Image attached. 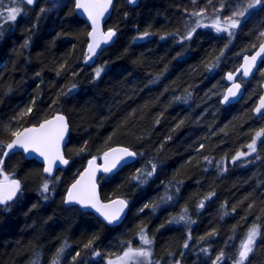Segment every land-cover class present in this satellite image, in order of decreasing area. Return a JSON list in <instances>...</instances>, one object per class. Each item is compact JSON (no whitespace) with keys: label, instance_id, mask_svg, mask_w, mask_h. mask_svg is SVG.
<instances>
[{"label":"trees","instance_id":"trees-1","mask_svg":"<svg viewBox=\"0 0 264 264\" xmlns=\"http://www.w3.org/2000/svg\"><path fill=\"white\" fill-rule=\"evenodd\" d=\"M181 5L116 0L106 24L116 40L91 68L84 64L88 27L73 2L47 13L23 6L14 22L0 25V148L12 132L56 114L69 127L63 150L69 165L54 179L21 153L4 159L3 171L20 181L22 193L0 206V264H132L136 257H118L140 245L142 230L162 262L237 264L251 226L259 233L244 264H264V116L252 114L264 61L237 104L219 102L225 73L259 43L249 21L228 35L196 29L194 17L186 38L175 19ZM257 15L264 28V5ZM114 146L136 156L98 183L103 201L128 203L118 226L63 206L86 161ZM46 180L55 183L43 193Z\"/></svg>","mask_w":264,"mask_h":264},{"label":"snow or ice","instance_id":"snow-or-ice-1","mask_svg":"<svg viewBox=\"0 0 264 264\" xmlns=\"http://www.w3.org/2000/svg\"><path fill=\"white\" fill-rule=\"evenodd\" d=\"M27 4L31 5L34 3V0H26ZM129 2H133V0H129ZM256 3H259L260 0H255ZM19 5H23L24 0H18ZM0 4H2V0H0ZM111 4V0H76V8L82 9L84 13L87 14L88 19L92 23V31L89 35L92 37V42L88 44V52L89 57L91 59L92 55L96 54L97 48L100 47L101 43L107 44L112 37L116 35V33L112 30H109L106 33L100 32V20L104 16L105 12L108 11V7ZM253 4H250L249 7H253ZM23 8L21 6H13L7 8V14L3 15L0 13V20L15 21L18 15L23 13ZM239 15H243V12L238 13ZM214 24V27H217ZM197 26H200L199 24ZM237 26L236 21H231L228 23V27L235 28ZM227 27L220 28L217 27V31H226ZM195 29H191L187 34L186 38H191L192 33ZM2 31H0V35H2ZM261 53H264V44L261 45L260 50L253 55L250 59L245 57V65L243 75L248 76L249 72L252 69V66L255 64L257 57L261 56ZM100 69H97L96 76L99 77ZM229 80H232L233 77L231 74L228 76ZM240 88L239 83H234L231 88L228 89V95L223 97L224 101H228L229 96H235L236 90ZM264 108V97L261 98L260 106L256 109L257 112ZM32 109H27V112H31ZM27 113H22L21 115H25ZM68 131V125L65 122L63 116H57L54 120H46L44 123L40 124L39 127L27 128L24 131H16L12 132V135L15 137L10 143L6 145V149L0 148V166L4 164V159L7 158L10 154H18L14 150L23 149L25 154L37 153L39 156L43 157L45 167L44 172L49 175L52 174L53 165L57 160H59L62 164H67L68 161L64 159L63 155L60 152V142L64 140L65 133ZM262 133L258 132L256 134L257 137H260ZM256 140L254 139L251 144L248 145V148L251 152L256 151ZM112 153H120V155L112 156ZM134 153L128 151L127 149H113L111 152H106L104 154L105 166L103 167L104 172H111L114 168L117 167L118 164L123 160L124 156H133ZM112 156L110 160L109 157ZM240 154H237L238 158ZM126 163V161H125ZM95 158L89 161V169L85 171V174L81 176L79 180L74 183L71 188L68 190L67 202H75L81 205V207L93 208L97 212L100 213L101 216L109 223L112 224L113 221L119 218L120 212L123 211V208L126 206V201L124 200H116L113 204L118 205L112 212L106 211L112 207V205L101 204L99 198L96 194V184H95ZM2 171H0V175H2ZM21 185L20 181L16 179H9L8 176H4L3 180H0V205H8L9 201H12L14 197L17 196L18 193H21ZM41 191L43 193L49 192V185L45 182L42 186ZM47 198V197H45ZM203 205L201 204V207ZM186 211V210H185ZM180 220H186V216H181ZM259 233V229L257 226H253L247 235V238L241 242V247L239 251V259L237 264H244L248 254L253 251L254 241ZM140 241L143 245H150L152 243L151 240L144 234L143 230L140 233ZM187 247V243L184 245ZM206 251V250H205ZM99 255V253H96ZM59 255V253H58ZM151 256V251L146 250L144 248L133 249L131 247L128 248L127 251L124 252L123 257H118V260L121 262H125L132 257H144L148 258ZM221 257L218 256L217 260H220ZM53 264H58L56 260H53ZM111 264V262H110Z\"/></svg>","mask_w":264,"mask_h":264},{"label":"water","instance_id":"water-1","mask_svg":"<svg viewBox=\"0 0 264 264\" xmlns=\"http://www.w3.org/2000/svg\"><path fill=\"white\" fill-rule=\"evenodd\" d=\"M41 1H49L50 2V1H53V0H34V3L31 4V5L27 4L26 0H24V3L23 4H24L25 7L32 9V8L36 7L38 5V3L41 2ZM115 1L116 0H111V4L108 7V11L105 12L104 16L100 20V32L106 33L109 30L114 31L113 29L108 28L106 26V24H107L109 18L111 17V15H112ZM125 1L127 2V4H128L129 7H134V6H136L140 2V0H133V2H131V3L129 2V0H125ZM73 6H74V12H75L76 16L80 20H82L86 24V26L88 27L87 45H86V48H85L84 64L87 67L91 68V67H93L95 65V63H96L98 57L100 56V54L102 53V51H104L105 49H107L108 47H110L115 42L116 37H117V34L114 37H112V39L107 44L101 43L100 47L97 48V50H96V54L95 55H92L91 56V59H88V57L90 55L89 52H88V44L92 42V37L89 35V33L92 31V23L88 19L87 14L84 13L82 9H77L76 8V0H74ZM262 44H264V39L261 41V43L258 45V47L252 53H250L248 55H244L241 58L240 64H239V66H238V68L236 70H234L233 72H227V73H225V75H224V81H225V84H226V89L224 90L222 96L220 97V101H219L220 102V105L222 107H228V106L235 105V104H237L242 99V97L244 95V92H245V89L242 86V83H246V82L251 81L253 79V77L256 75V73L258 72V70L260 69V66L262 65V63L264 61V53H261V56H258L257 57V60H256L255 64L252 66V69L249 72V75L248 76H244L243 75L244 65H245V57H248L250 59L253 55H256V53L260 50V47H261ZM229 74L232 75V77H233L232 80H229L228 79ZM234 83H239L240 84V88L238 90H236V95L235 96H229L228 101H224L223 100V97L226 96V95H228V89L231 88ZM262 97H264V80L262 81V83L260 85V96H259L258 100L256 101V104H255V106L253 108V111H252V114H253V116L256 119H259V118H261V117L264 116V108H262L260 110V112H257L256 111V109L260 106V102H261V98ZM57 116H63V115L62 114H56V115H54L53 117H51V118H49L47 120H54L55 117H57ZM64 119H65V122L67 123L65 117H64ZM45 121H43L42 123H44ZM42 123H40V124H42ZM40 124H38L36 126H32V127H39ZM32 127H29V128H32ZM68 135H69V127H68V131L65 133L64 140H62L60 142V152L63 155V157H64L63 150H64V147H65L66 142L68 140ZM13 139H15V137ZM113 149H127L128 151L134 153L129 148L122 147V146H114V147H111L108 150H106L101 155V157L99 159H96L95 158V167L97 169L96 170V173H95V177H96V179H95L96 194H97V196H98L99 201H100L101 204L112 205L111 208L106 209V211H108V212H112L116 208L119 207L118 205L113 204L114 201H116V200H124V199H122V198H113V199H110V200H107V201H103L101 199V196H100V188H99V185H98V182L100 180V177L103 176V175H105V174L114 175L117 172H119L121 169H123L124 167L132 164L135 161V159H136L135 153H134L133 156H124L123 160L120 162V164L117 165L116 168H114L111 172H104L103 171V167L105 166L104 154L106 152H111ZM5 150H7V149L5 148ZM14 151L15 152H18V153H21L26 160H32V161H35L36 163L40 164L43 167V174H44V176L47 177V178H50V179L51 178H54V176H55V174H56L57 171L65 170L67 168L68 164H69L68 159H66L65 157H64V159H66L68 161L67 164H62V163L59 162V160H57L55 162V164L53 165L52 174L49 175L48 173H45L44 172L45 163H44L43 157L39 156L37 153H34V152L33 153H30V154H25L23 152V149H18V150H14ZM11 155H13V154H10L9 156H11ZM116 155H120V153H112V156H116ZM112 156L109 157L110 160L112 159ZM93 159H94V157L93 158H90V159H88L86 161L84 168L79 172V174L74 179V181L68 186V188H67V190L65 192V195H64L63 205L66 208L76 207L82 213L92 214L95 218H97L101 222H103L105 224H109L104 219V217L101 216L100 213L97 212L93 208H87V209H85V208L81 207L80 204L75 203V202H67L66 203L67 195H68V190L71 188V186L74 183H76L77 180H79L81 178L82 175L85 174V171L87 169H89V161H91ZM125 161H126V163H125ZM12 179H16V178H12ZM16 180H18V179H16ZM21 190H22V188H21ZM21 193H22V191H21ZM21 193H18L17 196L14 197L12 201H9L8 202V205L10 203H12L18 197V195L21 194ZM0 206L2 207V206H6V205H0ZM127 211H128V203L126 202V206L123 208V211L120 212L119 218L117 220L113 221V223L112 224H109V225H111V226H118V225H120L123 222V220L125 219V216L127 214Z\"/></svg>","mask_w":264,"mask_h":264},{"label":"rangeland","instance_id":"rangeland-1","mask_svg":"<svg viewBox=\"0 0 264 264\" xmlns=\"http://www.w3.org/2000/svg\"><path fill=\"white\" fill-rule=\"evenodd\" d=\"M71 2H74V0H53L49 2V4H45V2L42 1L39 2L36 7L38 11L47 13V12L55 11L62 5L69 4ZM181 3L182 5L178 9H176L177 12L175 14V19L177 20L179 27L185 30V34H187L191 29L195 28V27L193 28L194 25L192 26L189 24V18L192 19L194 17L196 19L195 22L196 29L209 28L217 31V27L220 28L227 27L226 31H217V32L226 33L228 35L236 31L243 21H249L251 23V28L255 32L257 44L260 43L264 38V28L262 27L263 25L261 24L262 23L261 18L257 15V9L260 8L262 5H264V0H260L259 3H256L255 0H181ZM250 4H253L254 6L249 7ZM13 6H21L23 8V5H19L18 0H2V4H0V13L6 15L7 8ZM240 12H243V15H239L238 13ZM19 16L20 15H18L17 18ZM230 20L237 22V26L235 28L228 27V23L230 22ZM217 21L219 23L217 24V27H214L213 25L216 24ZM11 22L14 21L5 22L4 20H0V25L3 23H11ZM198 24L200 26H197ZM97 69H100L102 71L101 67L99 65H96L93 71L95 75ZM0 171H2L3 173L2 175H0V180H3V177L5 175L9 177V175L3 171L1 166H0ZM9 179H11V177H9ZM45 182L48 183L49 187H51V184L55 183L54 181L51 180L48 181L46 180ZM252 227L253 226H251L245 231L242 240L238 244L237 247L238 257H239L241 242L247 238L248 232ZM140 233L137 235V241L140 242V245L134 247V249L144 248L146 250H150L151 256L148 258L136 257V263H132V264H175L172 263L171 261L162 262L161 260L154 259L150 246L141 244ZM144 234L148 237L149 240H151L146 233ZM257 238L258 235L252 246L253 250ZM252 252H250L248 255H250Z\"/></svg>","mask_w":264,"mask_h":264},{"label":"flooded vegetation","instance_id":"flooded-vegetation-1","mask_svg":"<svg viewBox=\"0 0 264 264\" xmlns=\"http://www.w3.org/2000/svg\"><path fill=\"white\" fill-rule=\"evenodd\" d=\"M126 3H127V2H126ZM57 172H58V171H57ZM57 172H56V173H57Z\"/></svg>","mask_w":264,"mask_h":264},{"label":"bare ground","instance_id":"bare-ground-1","mask_svg":"<svg viewBox=\"0 0 264 264\" xmlns=\"http://www.w3.org/2000/svg\"><path fill=\"white\" fill-rule=\"evenodd\" d=\"M128 5V4H127ZM220 101V100H219Z\"/></svg>","mask_w":264,"mask_h":264}]
</instances>
